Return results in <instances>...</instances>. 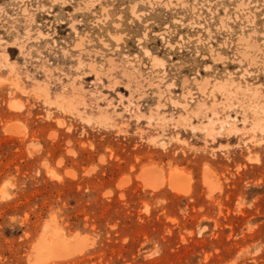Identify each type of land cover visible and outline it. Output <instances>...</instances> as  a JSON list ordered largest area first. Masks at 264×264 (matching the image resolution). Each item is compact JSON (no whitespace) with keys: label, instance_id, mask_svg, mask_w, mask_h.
Returning <instances> with one entry per match:
<instances>
[{"label":"rangeland","instance_id":"1","mask_svg":"<svg viewBox=\"0 0 264 264\" xmlns=\"http://www.w3.org/2000/svg\"><path fill=\"white\" fill-rule=\"evenodd\" d=\"M0 264H264V0H0Z\"/></svg>","mask_w":264,"mask_h":264},{"label":"bare ground","instance_id":"2","mask_svg":"<svg viewBox=\"0 0 264 264\" xmlns=\"http://www.w3.org/2000/svg\"><path fill=\"white\" fill-rule=\"evenodd\" d=\"M173 178V177H172ZM175 178V177H174ZM179 178V177H178ZM173 180V179H172ZM174 181V180H173ZM172 182V181H171ZM175 182V181H174ZM180 184H181V182H179V184H177V186H175L177 189H182L183 190V188L180 186ZM185 187V186H184ZM175 188V189H176ZM184 189H186V187L184 188Z\"/></svg>","mask_w":264,"mask_h":264}]
</instances>
